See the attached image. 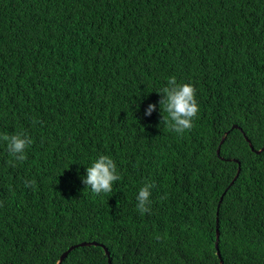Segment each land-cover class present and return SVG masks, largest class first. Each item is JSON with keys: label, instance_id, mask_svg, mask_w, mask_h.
Wrapping results in <instances>:
<instances>
[{"label": "trees", "instance_id": "1", "mask_svg": "<svg viewBox=\"0 0 264 264\" xmlns=\"http://www.w3.org/2000/svg\"><path fill=\"white\" fill-rule=\"evenodd\" d=\"M171 76L199 104L182 135L159 105ZM19 132L23 162L0 140V264L83 242L109 257L61 264H264V0H0V136ZM99 155L121 179L97 195Z\"/></svg>", "mask_w": 264, "mask_h": 264}, {"label": "clouds", "instance_id": "2", "mask_svg": "<svg viewBox=\"0 0 264 264\" xmlns=\"http://www.w3.org/2000/svg\"><path fill=\"white\" fill-rule=\"evenodd\" d=\"M159 101L162 112L167 113L163 116V122L169 129L182 135L185 131H190L193 127V120L199 112V104L196 99V89L190 83H178L175 76L168 77L167 86L160 91ZM156 110V105L149 104L145 110L146 116ZM33 123H39L34 120ZM0 140L6 142L8 153L16 161L23 162L27 159L26 149L33 143L32 138L25 132L15 134H5L0 136ZM117 165L114 160L107 155H99L86 168V178L82 183L90 188L97 195L101 193H111L113 184L120 180ZM25 187H34L35 181H25ZM154 184L145 182L138 190L136 196V210L141 214H150L151 195ZM2 206V202H0Z\"/></svg>", "mask_w": 264, "mask_h": 264}, {"label": "water", "instance_id": "3", "mask_svg": "<svg viewBox=\"0 0 264 264\" xmlns=\"http://www.w3.org/2000/svg\"><path fill=\"white\" fill-rule=\"evenodd\" d=\"M232 129H237V127L234 126ZM226 135H227V134H225V136H226ZM223 140H224V137L222 138V140H221V142H220V145H221V143L223 142ZM245 140L247 141V139H245ZM247 142H248V141H247ZM219 147H220V146H219ZM219 147H218V149H217V151H216V155H217V156H219ZM250 147H251V146H250ZM251 150H252L254 153H256V154H259V153H261V152L264 150V146H263V148L260 149L259 151H254L252 148H251ZM237 174H238V173H237ZM237 174H236V176H237ZM236 176H235V178H236ZM235 178H234V179H235ZM231 184H232V183H231ZM224 193H225V192H224ZM221 200H222V196H221V198H220V201H221ZM217 224H218V219L216 218L215 246H214V247H215L216 255H217L218 257H220V253H219V249H218L219 232H218V229H217ZM88 246H99V247H101V248L104 250L106 256L109 257L108 250H107L105 247H103L102 245H98V244H96V243H86V242H83V243H80V244H78V245L71 246V247H69L66 251H64V252L61 254V256H60V258H59L57 264H61V263L64 261V259L68 256V254H69L70 252H72L74 249L79 248V247H88ZM108 264H111L110 259H108ZM220 264H222L221 261H220Z\"/></svg>", "mask_w": 264, "mask_h": 264}]
</instances>
